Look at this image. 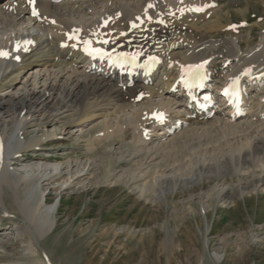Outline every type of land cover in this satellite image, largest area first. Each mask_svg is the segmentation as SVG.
I'll return each mask as SVG.
<instances>
[{"label": "bare ground", "instance_id": "1", "mask_svg": "<svg viewBox=\"0 0 264 264\" xmlns=\"http://www.w3.org/2000/svg\"><path fill=\"white\" fill-rule=\"evenodd\" d=\"M39 4L40 17H30L22 0L0 3V51L17 40L36 43L22 53L21 61L0 59V221L13 224L15 239L23 243L22 254L38 264L50 260L41 240L58 223L59 200L47 201L43 183L62 193L82 190L104 177L158 205L177 193L193 196L206 184V197L225 205L236 192L243 196L264 189V18L257 21L253 45L247 33L253 34L254 27L236 28L229 14L235 7L245 23L250 22L253 15L246 14L238 0ZM208 4L212 5L201 13L190 10ZM147 12L152 19L133 29L137 16L144 18ZM109 18L113 19L103 28ZM73 28L85 33L114 29L113 47L143 57L159 55V71L150 77L141 73L128 86L130 78L120 76L119 68L88 62L71 42L60 47ZM204 61L209 70L204 94L212 91L219 100L229 79L249 90L243 115L235 117L234 108L220 107L205 118L189 100L190 93L172 91L181 70ZM146 78L152 83L145 84ZM155 111H166V121L154 122L150 115ZM29 127L37 129L25 134ZM74 128L90 132L85 145L90 160L44 155L50 139L64 134L68 141ZM23 159L36 163L15 170L13 165ZM214 259L219 264L223 256L216 253Z\"/></svg>", "mask_w": 264, "mask_h": 264}, {"label": "rangeland", "instance_id": "2", "mask_svg": "<svg viewBox=\"0 0 264 264\" xmlns=\"http://www.w3.org/2000/svg\"><path fill=\"white\" fill-rule=\"evenodd\" d=\"M239 1L242 10L253 15L250 22L245 23L242 11L235 7L229 14L235 24L245 25L240 29L254 27L253 34L247 33L254 45L259 33L257 21L264 18V0ZM248 4L250 12L246 11ZM36 129L29 127L25 134ZM55 131L60 133L59 128ZM89 134L74 128L68 141L60 134L44 146V155L62 161L72 157L86 163L90 160L85 146ZM33 161L23 159L13 168L24 171L23 165L36 163ZM92 182L82 190L76 187L62 193L43 183L47 201L59 200L58 223L41 240L51 258L46 264H215L216 253L223 256L219 264H264V189L243 196L236 192L225 205L206 197V184L197 187L193 196L177 193L158 205L122 182L110 184L104 177ZM13 227L10 220L0 221V264H38L22 254L23 243L15 239Z\"/></svg>", "mask_w": 264, "mask_h": 264}, {"label": "snow or ice", "instance_id": "3", "mask_svg": "<svg viewBox=\"0 0 264 264\" xmlns=\"http://www.w3.org/2000/svg\"><path fill=\"white\" fill-rule=\"evenodd\" d=\"M29 2L34 4V0H29ZM208 6H209V5H205L204 7H208ZM149 7H152V5H149ZM190 10H192V11H202L203 8L197 7V8H193V9H190ZM32 14H33V15H39L38 12L36 11V8H35V7L32 8ZM161 22H162V21H161ZM68 39H69V40H79V37L70 34V35L68 36ZM103 43H107V41L105 40V41H103ZM83 44H84V51H85L86 53H88L89 55H92V56L99 55V56H101V57L107 55V56L110 57V54L107 53V52H105L103 49H101V48H93V47H91V44H92V41H91V40H84V41H83ZM72 46H73V47H76V44H73ZM6 55H7V53H5V52H0V56H6ZM121 55L127 57L128 54L125 53V54H121ZM17 58H18V57H17ZM131 59H132V61H135V60H136V55H133V56L131 57ZM149 59L155 61V57H149ZM225 92H227V89H225ZM156 118H157V119H161V118H162V114H158V115H156Z\"/></svg>", "mask_w": 264, "mask_h": 264}]
</instances>
